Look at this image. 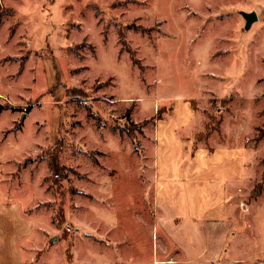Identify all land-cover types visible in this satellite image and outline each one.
I'll return each mask as SVG.
<instances>
[{
  "label": "rangeland",
  "instance_id": "1",
  "mask_svg": "<svg viewBox=\"0 0 264 264\" xmlns=\"http://www.w3.org/2000/svg\"><path fill=\"white\" fill-rule=\"evenodd\" d=\"M252 12L246 30L242 13ZM28 35L33 47L47 45L36 54L55 57L63 87L45 93L57 139L10 166L13 184L35 196L28 211L50 228L35 264H186L155 227L146 135L162 96L178 92L206 109L204 122L221 116L225 142L237 139L230 127L241 132L250 176L236 193L231 255L211 264L249 259L250 193L264 185V0H0L10 49L0 63L22 65ZM36 117L45 119L35 110L19 141L28 149ZM45 126L36 122V133ZM212 135V145L222 141Z\"/></svg>",
  "mask_w": 264,
  "mask_h": 264
},
{
  "label": "crops",
  "instance_id": "2",
  "mask_svg": "<svg viewBox=\"0 0 264 264\" xmlns=\"http://www.w3.org/2000/svg\"><path fill=\"white\" fill-rule=\"evenodd\" d=\"M28 36L30 54L22 65L19 61L0 63V106L8 104L18 108L0 113V264H35L36 255L42 251V239L50 234L49 226L39 219L34 209L28 211L35 196L25 192L26 189L21 191L18 182L14 185L11 180L12 173L17 174L18 170H11L10 166L36 155L37 146L47 139L54 141L59 132V122L51 124L50 108L44 103L46 92L63 91L61 75L55 57L45 53L37 55L47 45L45 48L42 42L39 49L35 48L33 36ZM4 41V36H0V59L10 55L8 41L6 44ZM36 96L43 98L40 108L31 103L23 106V102ZM197 102L186 93L165 94L157 104V111L163 115L154 118L152 129L146 135L151 142L149 166L156 229L180 252L186 264H211L231 255L227 245L234 234L236 193L242 191L250 174L241 132L230 127V134L234 132L238 136L235 143L225 142L229 132L224 131L222 118L219 130L195 146V136L202 133L208 123L203 119L206 109ZM30 104V111L25 114L21 111L18 120L13 111ZM35 110L42 112L45 119L31 120L33 139L28 149L19 141L25 123ZM17 121L21 123L20 129L16 134L6 135L4 132ZM36 122L47 124L39 134L35 131ZM214 133L222 138L217 145L211 142ZM38 135L41 140L35 142ZM263 193L251 203L250 258L233 259L236 264H264ZM237 255L243 257L246 253L240 251Z\"/></svg>",
  "mask_w": 264,
  "mask_h": 264
},
{
  "label": "trees",
  "instance_id": "3",
  "mask_svg": "<svg viewBox=\"0 0 264 264\" xmlns=\"http://www.w3.org/2000/svg\"><path fill=\"white\" fill-rule=\"evenodd\" d=\"M123 48H125L124 46H122ZM128 52L129 50L126 49ZM131 56V55H130ZM73 90V88H70V89H66V94H70V92ZM192 105L195 107V104L192 103ZM7 109H10V110H18V108H15V107H11L10 105H4V106H0V111H3V110H7ZM31 109V104L26 106L22 112L25 114L27 112H29ZM221 123V116H219V120L213 124V125H210L209 123L206 124L205 126V130L203 133H199L195 136V146L201 142V141H205L209 135L211 133H213L214 131H218L219 130V125ZM26 164V162H25ZM264 182V181H263ZM264 191V185H258L257 187H254V189H252L251 191V195L252 197H257L259 196L262 192Z\"/></svg>",
  "mask_w": 264,
  "mask_h": 264
},
{
  "label": "water",
  "instance_id": "4",
  "mask_svg": "<svg viewBox=\"0 0 264 264\" xmlns=\"http://www.w3.org/2000/svg\"><path fill=\"white\" fill-rule=\"evenodd\" d=\"M242 17L245 20V29L248 30L253 22L257 20V16L254 12L242 13Z\"/></svg>",
  "mask_w": 264,
  "mask_h": 264
}]
</instances>
